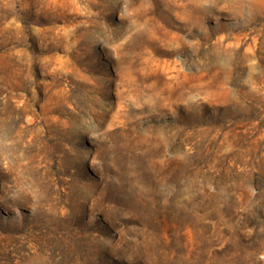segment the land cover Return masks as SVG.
Returning <instances> with one entry per match:
<instances>
[{
  "label": "rangeland",
  "instance_id": "obj_1",
  "mask_svg": "<svg viewBox=\"0 0 264 264\" xmlns=\"http://www.w3.org/2000/svg\"><path fill=\"white\" fill-rule=\"evenodd\" d=\"M0 264H264V0H0Z\"/></svg>",
  "mask_w": 264,
  "mask_h": 264
}]
</instances>
